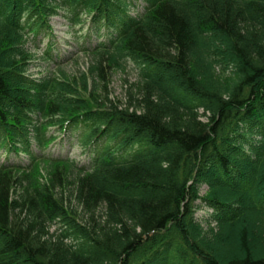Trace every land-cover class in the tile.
I'll return each instance as SVG.
<instances>
[{
    "label": "trees",
    "instance_id": "trees-1",
    "mask_svg": "<svg viewBox=\"0 0 264 264\" xmlns=\"http://www.w3.org/2000/svg\"><path fill=\"white\" fill-rule=\"evenodd\" d=\"M62 14L103 87L139 67L126 108L30 74L31 36L62 62ZM57 133L89 163L52 157ZM0 152V264H264V0H0Z\"/></svg>",
    "mask_w": 264,
    "mask_h": 264
},
{
    "label": "rangeland",
    "instance_id": "rangeland-1",
    "mask_svg": "<svg viewBox=\"0 0 264 264\" xmlns=\"http://www.w3.org/2000/svg\"><path fill=\"white\" fill-rule=\"evenodd\" d=\"M50 25L53 28L52 36L56 45L54 46L55 52L58 53V59L62 58V62L59 65H55L51 61H45L43 58V51L47 48L48 40L45 37H39V39L29 37V47L30 51L35 55L36 60L33 61L31 65L30 74L36 79L44 78L55 71L61 76L67 77L70 80L76 78L81 80L86 86V98L92 100V104L106 103L105 105H114L119 109L126 108L130 104V100L136 97L138 90L136 86L140 83L138 81L139 77V67L132 62H128L122 68H113L107 73L106 83L107 86L103 87V83L100 80L99 72H96L95 68L97 65V59L93 55L88 54L81 49V43L84 39L80 35L81 28L84 26H79L78 28L71 27L67 19L62 15L53 17L50 21ZM50 42V40H49ZM221 50L222 47L220 48ZM224 77H229L225 74ZM98 101V102H96ZM95 104V105H97ZM100 105V104H99ZM104 106V105H103ZM51 131L50 134H53ZM61 141L57 142V145L53 148L54 156H65L69 157L71 160L86 164L89 162L88 154L82 150L81 146L76 145V142H69V135L60 134ZM2 152H0L1 154ZM5 156L0 157V163L4 162ZM49 168L47 166H42V175L47 178L48 175L51 176ZM207 192V188L202 186L200 193L204 196ZM67 196H69V188L67 189ZM71 208L76 213L78 220L82 224L88 219V215L83 212L82 207L73 200L71 202ZM211 209L202 208L197 213V218L200 221L207 219L211 215ZM98 216H101L99 212ZM62 225L57 223L52 225L49 229L53 233ZM240 230V228H239ZM255 249L261 250L264 245H254ZM231 250L228 246L222 247L220 253L224 256L229 254Z\"/></svg>",
    "mask_w": 264,
    "mask_h": 264
}]
</instances>
